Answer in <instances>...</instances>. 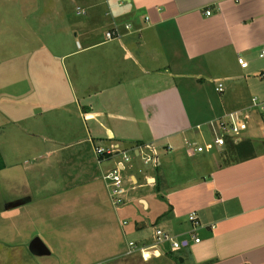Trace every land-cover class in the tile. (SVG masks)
<instances>
[{
    "label": "crops",
    "instance_id": "obj_1",
    "mask_svg": "<svg viewBox=\"0 0 264 264\" xmlns=\"http://www.w3.org/2000/svg\"><path fill=\"white\" fill-rule=\"evenodd\" d=\"M82 2L81 15L92 26L83 31L82 43L76 41L78 50L53 57L67 86L50 65L40 66L39 58L38 66L21 59L20 99L8 91L20 85L9 86L1 77L8 72L9 53L0 22V141L5 143L0 145V264H21V251L38 264H135V256L141 264H264V112L252 107L254 98L264 102V57H259L264 0ZM5 4H16L19 15L21 0H0L1 17ZM115 28L121 38L106 41V32ZM218 84L222 93L216 92ZM68 91L72 101L75 92L80 95L82 106L73 103L93 157L98 147L117 151L94 157L101 161L102 180L85 182L77 193L64 191L66 197L57 191L52 207L38 208L48 196L39 192L35 201L24 170L13 160L12 136L21 133V150L34 155L50 157L57 143L68 150L73 143L52 138L73 134V118L64 106L71 100ZM232 112L248 116L247 131L218 149L209 124ZM186 140L205 152H193ZM144 145L155 147L156 165L142 163ZM123 155L130 157L121 171L123 184L137 193L138 206L152 222L160 220L156 229L188 240V248L153 247L154 223L150 232L147 223L118 224V216L130 212L123 206L111 209L102 182ZM57 164L49 162V169ZM73 213L81 219L50 223ZM191 214L201 225L194 232L198 244L191 240ZM91 218L99 226L91 225ZM128 237L147 250L126 259Z\"/></svg>",
    "mask_w": 264,
    "mask_h": 264
},
{
    "label": "rangeland",
    "instance_id": "obj_2",
    "mask_svg": "<svg viewBox=\"0 0 264 264\" xmlns=\"http://www.w3.org/2000/svg\"><path fill=\"white\" fill-rule=\"evenodd\" d=\"M15 5L7 6L5 4L7 8L2 14L3 17L0 16V22H2L1 26L3 28L4 34L3 44L9 53L7 60V64L9 65L5 70L8 72L2 73L1 77H3L4 82L7 80L9 86L16 84V82L18 85H20V88L9 87V96H16L15 98L18 99L21 98V70H23L21 69V59L23 60L22 64L27 65V62H29L33 64L32 66H38L37 62L40 59L39 65H50L48 69H52V71L56 73L57 80L59 82L64 80L62 82L63 85H65L66 76H64L59 63L53 60V57L57 56L60 58L62 54L70 50H78L76 41L79 40L80 43H82L83 31L92 26L91 23L84 21L86 15H81V13L84 12V3L82 0H21V7L18 10L19 15H17L15 12L17 8ZM1 13L2 12L0 11V15ZM76 13L80 14L81 16H77ZM98 26L99 24H97L95 27L97 28ZM21 51L26 53L22 58ZM76 57L77 56H75L74 59H76ZM77 59H79V57H77ZM70 60L71 59L67 60L66 63H69ZM25 73V70L22 71V74ZM63 89L65 91V87ZM67 93L68 94L65 95L67 98H71V100L64 103V106H67L69 109L67 115H72L73 118L71 121L73 134L68 139H64L59 132L58 139L56 137L52 138L55 142L58 140V142L65 144L73 143V145L68 150H63L65 148H62L60 145L58 146L57 143L55 145L57 152L52 154L50 157H45L43 153H41V155L40 153L34 155L32 152L29 153L28 151L21 150V146H23L21 141V133H19L20 136H16V133L15 136H12L14 138L13 143L15 145L13 150L14 153H16L12 156L13 160L16 159V161H19L20 167L24 170L35 201H37L39 198V192L44 191L43 195L48 196L46 199L47 203H40L37 206L38 208L52 207L53 201L51 198L56 196L55 192L57 191V193L60 192L59 195L64 197V193H77L76 189H82V186L85 185V182L89 180L96 178L100 181V177L102 180L101 173L103 172V167L98 165L101 161L97 159L95 160L94 157L97 156L96 153L94 157L91 153L90 146L86 140V135L81 125V121L78 119L77 108L73 103V101L76 102L79 100V105L82 106L80 95L75 92V97L72 101L70 92L68 91ZM10 106L11 109L16 107L15 109L18 110L19 108L18 104L16 103H11ZM4 111H9V113L12 114V111L7 108L4 109ZM60 120L64 121L63 119ZM9 129L13 131L16 130L14 126H10ZM12 137L8 136V138ZM45 139L48 140L47 137H45ZM78 140H84V142L82 141L81 144H76L75 142ZM2 143L3 141H0V145L3 148L5 147V143ZM11 144L12 142L10 145ZM38 156L42 157L39 158ZM120 158L122 160V157H119L118 159ZM49 162H58V164L56 167L52 166V168L49 169ZM125 164L127 163L125 162ZM102 183L103 187L104 184L107 187L105 181ZM123 188L125 190V195L124 203L121 206L128 209V212L130 213L126 216H118V224L123 226V223L126 222L129 226H133L137 222L147 223L149 232L154 226L153 223L155 224L153 231L156 229V226L162 227L160 220H155L152 222V215L147 216L141 210V206H138L136 203L137 193L135 191H131L127 185L123 184ZM105 191H107V195H109L108 187ZM71 203H74L75 207L81 206V202H77L75 200ZM109 204L112 210L119 209V207H114L111 205L110 198ZM93 205L95 207V204ZM73 208L74 207L71 206V210H73ZM76 218L77 220L81 219V217L77 216L76 213H73L59 217L56 222H53L51 218L49 219H51L50 223L52 224H61L66 222L71 223ZM91 219L92 221H90V223H94L91 225L97 226L96 224L99 223L98 220H94L93 218ZM83 220L88 223L86 217H84ZM128 239L129 241L135 242L134 237H128ZM133 258L136 259L134 261L135 264H141L137 256ZM33 259L34 258L31 257L28 252L23 253V251H21V264H29L27 262L28 260H32L34 263L36 262L35 264H38V262L34 261ZM126 259L129 260L131 258L127 257ZM116 263L117 261L111 262L109 264Z\"/></svg>",
    "mask_w": 264,
    "mask_h": 264
},
{
    "label": "built area",
    "instance_id": "obj_3",
    "mask_svg": "<svg viewBox=\"0 0 264 264\" xmlns=\"http://www.w3.org/2000/svg\"><path fill=\"white\" fill-rule=\"evenodd\" d=\"M206 15L209 16L210 12L207 11ZM126 31H130L132 26L131 24H126L124 26ZM121 38L120 31L115 28L111 31L106 32L105 40L115 41ZM260 58L264 57V49L259 54ZM240 67L242 69L247 68V63L240 61ZM217 93L223 92L222 84H218L216 88ZM252 107L258 108L262 112H264V102H259L256 98L252 99ZM247 119L248 116L242 114V112H232L228 113L225 116L210 122L209 124V131L211 134V141L214 147L221 149L225 147L226 142L228 139L232 141H238L241 139L242 135L247 131ZM185 145L190 149L193 150L195 153H203L205 152V147L202 145H198L196 143H192L189 141H185ZM167 151L172 150V146L168 145ZM117 151V148L111 147L110 149H104L98 147L95 149V153L98 157H104L113 155ZM139 157L144 165H156L157 164V151L155 147L151 145H144L142 148H139ZM100 161V159H99ZM129 162V157L126 155L122 156V161L116 165V168L110 171L107 175L103 177V179L107 182V187L109 189V198L111 200V204L114 207H120L124 203V195L125 190L123 188V181L121 178V171L123 169L124 163ZM188 221L192 225V233H191V240L194 243L198 244L200 240L195 237L194 232L198 230L201 225L198 222V219L194 214L189 215ZM170 245L171 251H179L181 249L188 248L189 242L188 240H177L176 238L172 237L165 231L161 229H156L154 232V243L153 247H163L164 245ZM147 250V246L141 245L138 246L134 242H129L127 244V250L125 252L126 257L133 256L134 254H141Z\"/></svg>",
    "mask_w": 264,
    "mask_h": 264
}]
</instances>
